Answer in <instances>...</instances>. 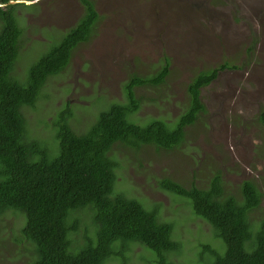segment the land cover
<instances>
[{
  "label": "rangeland",
  "instance_id": "rangeland-1",
  "mask_svg": "<svg viewBox=\"0 0 264 264\" xmlns=\"http://www.w3.org/2000/svg\"><path fill=\"white\" fill-rule=\"evenodd\" d=\"M90 1L99 15L90 39L72 50L66 68L44 87L38 110H23L32 138H51L44 122L67 101L73 115L70 126L77 134L85 132L99 111L126 102L123 86L130 77L153 76L166 59L169 74L162 84L134 89L139 107L130 118L140 126L152 120L170 126L188 107L191 78L223 64L238 67L221 71L201 90L204 111L185 128L179 146L158 151L147 146L135 155L113 148L123 160L117 190L147 208L155 205L165 221L175 224L174 240L181 243L183 255L169 257L172 264H187V259L202 264L196 254L200 244L222 250V242L211 237L210 226L192 213L187 199L161 190L158 183L167 179L186 188H206L218 172L226 194L239 197L240 185L249 181L264 207V124L259 118L264 111V0ZM11 3H17L21 30L13 77L21 80L27 63L58 44L84 15L85 6L82 0ZM262 214L253 211L250 216L257 220ZM23 218V213L11 211L0 215V264H27L31 259L14 224L19 226ZM74 236L82 242V229ZM127 256L126 264H148L150 255L131 245Z\"/></svg>",
  "mask_w": 264,
  "mask_h": 264
},
{
  "label": "trees",
  "instance_id": "trees-1",
  "mask_svg": "<svg viewBox=\"0 0 264 264\" xmlns=\"http://www.w3.org/2000/svg\"><path fill=\"white\" fill-rule=\"evenodd\" d=\"M14 1L0 0V215L24 214L20 225L14 224L20 231L18 241L31 255L27 264H105L112 259L126 264L131 245L149 253L148 264H172L169 257L183 255L181 243L174 240L175 224L165 221L155 205L147 208L117 190L123 160L113 148L135 155L147 146L156 151L179 146L185 128L204 111L201 90L221 71L238 67L223 64L191 78L188 107L170 126L162 120L140 126L130 118L139 107L134 89L162 84L169 74L166 59L153 76L130 77L123 86L126 102L99 111L85 132L77 134L70 126L73 115L67 101L44 122L53 132L51 138H32L23 110H38L44 87L66 68L72 50L90 39L99 15L90 0H82L84 15L58 44L28 62L19 80L13 77L21 36ZM259 118L264 124V111ZM220 181L216 172L206 188L194 184L186 188L167 179L158 187L187 199L192 213L210 226L211 237L222 242V250L200 244L196 254L202 264H264L261 194L244 181L235 197L225 193ZM260 210L263 214L257 220L250 216ZM81 229L82 242L74 236Z\"/></svg>",
  "mask_w": 264,
  "mask_h": 264
}]
</instances>
